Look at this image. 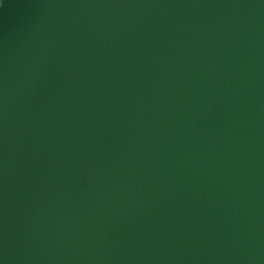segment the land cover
<instances>
[{
  "label": "water",
  "instance_id": "1",
  "mask_svg": "<svg viewBox=\"0 0 264 264\" xmlns=\"http://www.w3.org/2000/svg\"><path fill=\"white\" fill-rule=\"evenodd\" d=\"M0 264H264V0H0Z\"/></svg>",
  "mask_w": 264,
  "mask_h": 264
}]
</instances>
